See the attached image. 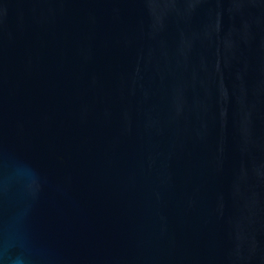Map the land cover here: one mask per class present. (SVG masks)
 Here are the masks:
<instances>
[{"label": "water", "instance_id": "obj_1", "mask_svg": "<svg viewBox=\"0 0 264 264\" xmlns=\"http://www.w3.org/2000/svg\"><path fill=\"white\" fill-rule=\"evenodd\" d=\"M0 264H264V0H0Z\"/></svg>", "mask_w": 264, "mask_h": 264}]
</instances>
